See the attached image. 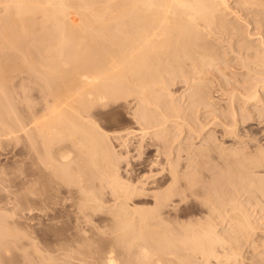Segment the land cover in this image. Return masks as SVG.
<instances>
[{"label": "bare ground", "instance_id": "bare-ground-1", "mask_svg": "<svg viewBox=\"0 0 264 264\" xmlns=\"http://www.w3.org/2000/svg\"><path fill=\"white\" fill-rule=\"evenodd\" d=\"M23 1L0 0L16 3L0 19V140L27 138L44 169L0 206V264H248L238 234L264 247L246 207L264 209V150L254 159L217 144L197 114L231 135L240 115L264 116V0ZM229 54L253 84L225 89ZM214 71L229 82H216L222 108L208 97ZM19 91L24 113L3 115ZM120 102L138 129L119 146L128 153L129 136L141 151L155 143L167 180L122 173L124 154L92 121ZM195 135L207 136L196 148ZM192 196L212 217L192 220ZM219 218L231 230L220 232Z\"/></svg>", "mask_w": 264, "mask_h": 264}, {"label": "rangeland", "instance_id": "rangeland-1", "mask_svg": "<svg viewBox=\"0 0 264 264\" xmlns=\"http://www.w3.org/2000/svg\"><path fill=\"white\" fill-rule=\"evenodd\" d=\"M21 1H23V0H21ZM32 1L33 0H30V1L28 0V2H27V0H25L26 3H24V4L26 5V4L30 3V5H32L31 4ZM9 4L14 5L16 3H14V4L8 3V5ZM21 4H23V3H21ZM8 5H6V6L1 5V8H0V16L1 17H0V19L6 13L5 12L7 9L6 7L11 6V5H9V6ZM1 9L2 10L4 9L3 12ZM72 15H74L75 18H78V20L75 19ZM72 15H71L72 19L77 21V23H79L78 25H81L82 23L78 22L79 17L75 16L76 14H72ZM39 23L40 22H38V24ZM262 31H264V29H262ZM256 32L258 33V31H256ZM259 38H260L259 36H255V38H253L251 40V43H249V45L252 47L258 48V45L260 43ZM219 42L220 41H218L217 44H219L220 47L223 46L222 47L223 51H226V50H227V52L230 51V49L228 48L229 46L226 45V43L224 44V43L220 42L221 43L220 44ZM222 44H224V45H222ZM256 45H257V47H256ZM259 47H260V45H259ZM231 55L232 54H229L228 55L229 57L228 56L226 57L229 61L228 62V66H229L228 71L229 72L227 71V73H230L233 71L235 73V74H230V75L235 76V77H232L229 74L226 76L227 80H229V82L231 81L230 85H228L229 82H227L222 77H220L221 75L216 74L217 72H215V71L211 74L206 75L207 77L210 76V77H208V81H211L213 78L215 79V80L213 79L214 81L212 80L215 83H212L213 85L211 84V87H208L209 89L207 88V91L210 94V96H208V97L211 98L212 101L214 100L213 102L216 101L217 107L219 106L220 108H222L225 104V102H223L224 103L223 104L220 101V99L225 98L222 96L223 92L221 93V90H220V92L218 91V89H219L218 84L220 82L224 83V81H225V83H224L225 86L228 85L225 87V89L228 91L231 90L232 88H235L236 86L237 87L241 86L240 88H242V86L246 87V85L247 86L251 85L250 83L253 84L252 80L254 78L252 75H250L249 72L247 73V70H245V68H243V66H242L243 62L240 59L233 58L234 56L231 57ZM20 60H19V62H22V60L21 61ZM14 63L15 62L12 58L11 63H9L8 67L17 68ZM18 65H19L18 68H24L23 63H20ZM231 67H232V69H230ZM246 73L248 74V76ZM25 75H27V74H25V73L22 74V76H25ZM228 76L230 78H228ZM249 76L251 77V79ZM231 77L233 80H231ZM218 79L221 81H219ZM218 81H219V83H216ZM241 81H243V82H241ZM241 83L242 84L244 83L245 85H241ZM231 84H233V86H231ZM229 87H231V88H229ZM181 91H184V87H181L180 91H178L176 93V95H175L176 98L179 99L180 98L179 96H182L185 94L184 92L182 93ZM37 92H38V90L34 89V93L32 92L33 96L36 97V95H40V93L38 92V94H37ZM3 104L6 107V110H5L3 115H6V113H11L12 117H14L15 113L19 114L21 116L24 113V109L26 107L21 91H19L17 96H16V94L12 96L11 103L4 102ZM239 104L241 105V102L237 103V105L240 107ZM121 105H122V103L120 102V103H117L115 105L109 106L105 109L95 111V113L93 114L94 119L92 118L93 119L92 121H94L93 123L96 122L95 124H97V128L102 133L106 132L105 136H106V134H108L110 136V137L109 136H107V137L109 138V141L112 140V141H110V143L112 144L111 146H112L113 150L116 152V154L117 155L118 154H121V155L124 154V156H122V157L119 156V158H121V161L124 162V163L121 162L120 163L121 165L119 166V167H121V169H122V167L124 168V169H122V170H124V171H122V173L127 174V173H125L126 172L125 169H127L128 170L127 172L132 170L133 174L137 175L136 171L138 170V175H141V176H143V175L144 176H147V175L150 176L151 175L152 177L155 175L156 177H153V179L155 178L156 181H163L164 179L167 180L166 178H168L170 175V174H168L169 170L167 167L168 166L167 161H166L167 158L165 156H163V154L158 150V148H155V147H157V146H155V143L153 144V143H151L150 140L149 141L145 140V142H144L145 146H143V148H142L143 151H141V149H139V148L137 149L136 148L137 146H135V145H137L138 138L136 139L132 136H129V139L131 138V140L128 139L129 140V142H128L129 143V149H126V150H130V151H128L129 154L127 152H125V148L122 150L121 149L122 147L119 146V144L121 145V142H119L120 139H118V138L121 135L126 134L127 132H129V130L138 129V126L136 125L133 118L130 116L128 111L124 107H122ZM250 107L254 108L253 105ZM203 111L204 110H201V112L199 114H197V118H198L197 121L199 123H202V124L207 123L210 125V127L208 128V126H207V128H206L207 131H204V133H202V134H205L207 132V136H208L209 133L210 134L212 133L213 135H215L216 139L218 138L217 139L218 141H216L217 144L223 143V146L225 148L226 147L227 148H229V147L230 148L231 147L240 148L243 150L244 154L251 155L252 158L254 157V159L257 158L256 156H258V154L255 155V153H258L257 152L258 150H260V149L264 150V116L257 118L258 117L256 115L257 113L255 114L253 112L250 115L245 114L247 116H245L244 118H246V117L248 118V119L246 118V120H245L244 118H241V115H240L239 116L240 119H238L240 122L236 127V133L231 135L223 127L211 125L212 120L210 118H209L210 120L207 119L206 116L204 115V113L202 114ZM202 116L203 117L205 116V118H203ZM243 119H244V121H243ZM5 120L8 123L10 121V118H5ZM208 121H209V123H208ZM171 129H173V128H171ZM150 130H152V129H150ZM150 133L153 134V130ZM118 135H120V136H118ZM205 135L204 136L202 135L200 137H198L196 135L192 136V138L189 139V141H191V142L187 141V143L189 142L188 145L194 146V147L195 146L198 147L200 144L202 145L204 143L203 142L204 140L201 138L205 139V137H207ZM184 137H185V133L183 132L180 135L181 140L185 139ZM26 139L27 138H25V137L20 138V139H15V138L9 137V138H2V140H0V206H6V202H7L8 198L11 196V192L15 189V186L19 185L17 187H20L22 185L21 182H24V180H26V179L28 180L29 178H33V176L35 179H38L37 175H39V170H42V168H43V165H41L40 162L36 163L37 162L36 160L38 158L36 155L34 157V153L32 151H30V148H31L30 145L31 144H29L30 143L29 140L28 139L26 140ZM147 140H148V138H147ZM183 141L184 142L182 144L186 143L185 140H183ZM175 143H176L175 146L179 145L178 142H175ZM151 144H153V145H151ZM182 144H181V147H182ZM176 149H177V147H176ZM178 149H180V147ZM31 150H32V148H31ZM32 153H33V156H32ZM187 156H188V154L186 152H184L182 154V161L185 163H186L185 159L187 158ZM124 157H125V159H124ZM128 162H129V164H128ZM127 164L129 165L130 170H129ZM131 166L134 167L135 170L136 169L137 170L135 171ZM36 167L39 168V170L36 169ZM35 169H36V171H35ZM139 169H140V171H139ZM260 171H263V169ZM35 172H37L38 174ZM34 174L37 176V178ZM246 197L247 196L242 197L241 201H244L246 203V201H247ZM189 200L190 199H188V201ZM203 200H204V198L192 196L191 201H189V203L187 204L186 208L188 207L187 210L189 209L188 212L190 213L189 215L191 216L192 220L193 219H199L200 217L202 218L203 216H204V219H206V218H208V216H210V215H208L209 211H208L207 206L203 205V204H205V202H203ZM200 201H202L201 203H203V204H200ZM247 205L248 204L246 203V207L249 210V213L251 215V219L254 218V219H252V221H254V223H255V221H257L255 224L257 227H256V235H255L254 239H259V240L261 239V241L264 242V232H263L264 231V209L261 206H258V207L254 206L255 207V209H254L253 205L252 206H250V205L247 206ZM250 207H252V208H250ZM259 209L261 211H259ZM255 213H257V214H255ZM253 215H255L256 217ZM210 217H212V215ZM219 219H216L215 223L220 222L219 225H218V223H216L218 225V228H219L218 230H220V232L224 229L225 230L230 229L229 225L226 226V223H223V221H221L222 220L221 218H219ZM65 223H66V227H68L69 222L65 221ZM238 235H240V236H238V238L239 237L241 238V239H239V245L241 246L240 252L244 255L245 261L247 260L246 263H248V264H264V249H263L264 247L263 246L261 247L260 243L258 241L257 242L254 241V243H253V241H251V242L247 241V239H245L246 237L242 236V234H238ZM259 236H261V237H259ZM258 245H259V247H258Z\"/></svg>", "mask_w": 264, "mask_h": 264}]
</instances>
